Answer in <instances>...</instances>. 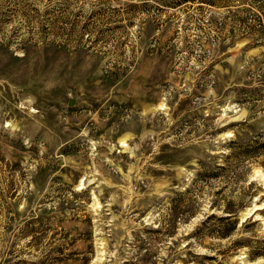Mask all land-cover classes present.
Returning <instances> with one entry per match:
<instances>
[{
    "label": "rangeland",
    "instance_id": "obj_1",
    "mask_svg": "<svg viewBox=\"0 0 264 264\" xmlns=\"http://www.w3.org/2000/svg\"><path fill=\"white\" fill-rule=\"evenodd\" d=\"M262 239L264 0H0V264H264Z\"/></svg>",
    "mask_w": 264,
    "mask_h": 264
},
{
    "label": "trees",
    "instance_id": "obj_2",
    "mask_svg": "<svg viewBox=\"0 0 264 264\" xmlns=\"http://www.w3.org/2000/svg\"><path fill=\"white\" fill-rule=\"evenodd\" d=\"M212 218V216H208L205 217L204 220H202L200 222L201 225H203L205 222L209 221V219ZM229 219V217H224V218H218L217 220L222 221V220H226ZM249 254H251V256H262L264 255V239L260 240L259 246L256 248H250Z\"/></svg>",
    "mask_w": 264,
    "mask_h": 264
}]
</instances>
